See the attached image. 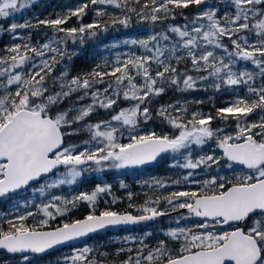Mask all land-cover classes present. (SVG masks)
Listing matches in <instances>:
<instances>
[{
	"label": "snow or ice",
	"instance_id": "1",
	"mask_svg": "<svg viewBox=\"0 0 264 264\" xmlns=\"http://www.w3.org/2000/svg\"><path fill=\"white\" fill-rule=\"evenodd\" d=\"M32 3L0 0V18H9ZM134 3L140 5L139 10L130 7L128 0H87L55 18L8 26L7 31L16 36L18 29L40 26L49 28L52 35H46V42L38 46L31 43L29 35L25 43L7 46L0 55V197L40 180L45 183L34 191L45 196L49 190L75 184L86 171L139 167L164 154H175L169 167L186 171L171 184L196 187L172 191L163 202L172 212L183 209L186 213L175 218L177 226L169 228L165 239L155 246L140 238V246L127 249L134 254L121 264H264V0H222V15L221 7L209 5L208 0ZM97 5L113 6L126 14L102 21L100 18L109 14L104 7H97V19L92 23L65 27L72 17L82 20L87 10ZM189 8L195 9L191 19L183 15ZM132 13L152 24L175 20L178 14L186 22L169 24L146 38L122 41L139 46L141 55L130 53L124 59L118 55L112 64H98L91 72L70 78L67 70L52 75L59 63L71 59L69 41L83 44L85 38L96 36L98 30L107 31L110 25L127 28ZM239 61L250 62L257 71L236 69ZM209 81L208 86L217 91L243 85L245 94L235 95L226 106L217 108L215 115L199 110L189 113L187 101L184 105L179 101L162 104L156 117L173 131L141 129L142 123L153 119V97L169 89L180 93L200 90ZM66 101L71 103L61 109ZM121 101L128 106L118 107ZM100 110L112 114L92 121ZM253 115L258 119L250 120ZM216 120L225 127L214 128ZM230 122H235V128L228 132ZM82 131L88 134L82 144L66 143V137ZM124 131L128 132L127 142H122ZM211 140L219 154L212 150L194 155L196 148ZM222 160L229 169L235 165L246 171L231 179L221 176ZM213 166L215 175L211 174ZM201 171L208 173L207 178H198ZM153 186L166 187L168 182L154 180ZM121 187L126 185L121 182ZM110 191L111 185L105 183L71 199L52 195L47 203L34 205L35 213L16 215L6 221V227L0 224V250L20 254L24 264H31L30 253H45L109 227L168 215L158 207L160 197L145 201L143 215L113 210L96 214L98 197ZM128 198L131 200L132 193ZM81 202L93 206L83 219L45 230L50 220L64 216ZM39 214L44 218L34 225L26 223ZM190 217L200 218L199 222L181 226L180 222ZM172 241L178 247L170 246ZM92 252L87 246L75 249L63 258V264H104L92 258Z\"/></svg>",
	"mask_w": 264,
	"mask_h": 264
},
{
	"label": "trees",
	"instance_id": "2",
	"mask_svg": "<svg viewBox=\"0 0 264 264\" xmlns=\"http://www.w3.org/2000/svg\"><path fill=\"white\" fill-rule=\"evenodd\" d=\"M58 0H39L34 1L31 6L28 8L21 10V14L24 16H33V20L31 23L35 24L38 19H46L47 17L51 16L50 10H52L54 7V4ZM76 1V0H74ZM84 3L87 2V0H83ZM210 2L209 5H218L221 7L220 14H223V3L222 0H208ZM130 7H135L137 10H139L140 5L134 3V0H128ZM140 3H143V0H140ZM79 6V5H77ZM97 7H100V5L97 6H91L87 10V14L82 18V20L77 19V17H72L68 23L65 25V27H78L80 23L88 24L92 23L94 19H97L95 17V9ZM105 10L109 15H106L102 18H100L102 21H109L110 16H120L123 17L126 13L122 11L121 9H117L113 6L105 7ZM181 10H177V13H179ZM195 12L194 8H189L186 10H183V15L188 16L189 19H191L192 14ZM19 14H15V17H17ZM131 24L129 27L125 28L122 25H115V26H109L107 31L98 30L97 35L94 37H87L84 40V43L81 44L79 41L76 43H72L69 41L67 44V51L71 55V59L65 58L61 63H59L56 66L55 71L53 72V76H57L60 74V72L67 70L69 73V78L71 76L80 75L83 73L91 72L93 68H95L98 64L103 65L102 63V57H103V51L108 49L116 40L123 41L126 37H136L138 34L141 33H148L149 31H163L167 25L169 24H179L183 25L186 21L183 19L181 15H177L175 20H166L163 23L157 22L156 24H152L149 21H141L137 18V16L132 13L130 14ZM24 19V18H23ZM10 19H1L0 20V55L3 54V50L11 41L12 33L7 31V25ZM21 21V20H20ZM34 33H37L38 36L42 40L46 39L47 36H51L52 32L49 28L45 26L40 27H33L30 28ZM207 89L206 91L203 89ZM232 91L230 88H221L219 91L215 90L214 88H211L207 85H201L200 90L196 91H189L185 93H180L175 91L174 89H169L166 91L165 94L159 96V97H153V103L151 104V110L153 113V119L147 123H142V125H145L147 127H155V129L161 130L162 133L167 132L171 133L173 129H171L167 124L162 123L161 120L156 117V110L160 107L162 104H169V103H175L177 101L180 102L181 105H184L187 101V107L189 110V113L192 111H202L205 113L211 112L213 115L216 114V109L223 107L224 99L231 97ZM72 99H75V96L72 97ZM196 101H202V103H196ZM71 103V101H66L63 105H61V109L68 107V105ZM128 106V102L121 101L118 107H126ZM112 113L105 112L103 110H100L98 113L94 114L90 119L92 121H96L99 119H107ZM175 114V113H174ZM250 120H256L258 119V116L253 115L249 118ZM214 128L217 127H225V125L219 121L216 120L213 122L212 125ZM235 128V122H230L227 125L226 131L231 132ZM88 139V134L86 132H80L78 135H73L66 137V143H75V144H82L83 141ZM124 140V137H122V141ZM212 150H215L217 154H219V149H215V141L211 140L208 142L207 145L203 146L202 148L198 149L194 152L195 155H199L201 153H209ZM167 158V157H165ZM149 168H153V172L151 175H158L160 176V179L168 180L173 179L175 176H180L181 173H184L186 170H182L179 168L169 167V165H164L163 163L149 166L147 168H142L143 170H147ZM246 170L244 168H241L239 166H233V169H229L227 167L226 161H221L220 164V175L225 176L229 179H231L234 175L236 170ZM216 166H213L212 175L216 174ZM144 176L150 177V175H147L146 173H142V186H141V192L146 191L145 195H142L141 202H140V210L134 209L132 205V198L131 200L128 198L126 194H124L125 197H123V202L121 203V206L125 208H129L134 214L143 213L142 207L145 204L146 200L153 199L154 195L151 193L152 191H158V189H153V187H150L149 183L146 182ZM208 173L201 171L199 173V177L204 178L207 177ZM125 178L127 175L124 176ZM45 180L40 181L39 183L33 184V186H38ZM145 182L147 185H145ZM85 187V185H83ZM73 190L76 189V186L72 188ZM124 191H128L127 189ZM31 192V189L27 188L17 194H10L4 197H0V213L7 215L8 212V205L7 202L9 200H19L23 196H28ZM131 201L130 203L128 201ZM102 205V202L96 203L94 207L100 208ZM77 206L81 207L82 204L79 203ZM37 218V215H34L30 217L27 220L28 225H34L33 223L35 219ZM68 217L62 216L57 217L55 220H51L49 222L48 226H44L45 228L48 227H55L60 224H63L65 222L70 221V219H67ZM152 224L146 223V224H140L139 225V232L144 233L146 231L145 228H149ZM171 226H176V222L174 221L173 224H170ZM106 232L100 233L101 236H95L94 241L97 243L94 245V247H101L103 242L105 241V237H103L102 234ZM146 233V232H145ZM151 233V232H147ZM146 233V234H147ZM92 239V238H90ZM45 258V257H44ZM51 260V259H50ZM49 259L43 262L36 261L34 264L39 263H51ZM10 264H24L21 260H12Z\"/></svg>",
	"mask_w": 264,
	"mask_h": 264
},
{
	"label": "flooded vegetation",
	"instance_id": "3",
	"mask_svg": "<svg viewBox=\"0 0 264 264\" xmlns=\"http://www.w3.org/2000/svg\"><path fill=\"white\" fill-rule=\"evenodd\" d=\"M165 157H167V155L166 156L162 155L160 158H158L157 161H155L153 164L149 166L157 165L160 163H163L164 165H167V166L170 165L173 161L169 159L168 157L167 158ZM147 167H142V166L134 167L133 175H127L126 178L123 176L124 178V179L122 178L123 183L124 185H126V187L124 188L118 187V183L120 182V180H118V182H113L112 183L113 185L112 189L114 191L113 193L116 194L117 197H125L124 194L128 196L129 193H132L133 208L140 210V202H141L142 195L146 194V191L141 192V186L143 185L142 184V173H146L147 175H150V177H148L149 178L148 182H150L149 185L150 187H153V189H158V187L153 186L154 180H161V181L168 182V186L159 187L160 189L158 191H154V192L152 191L151 193H153L154 195L153 199H155L156 197L161 198V203L160 205H158L159 209L166 210L169 212L170 210L168 209V206L166 205V203L163 202V197L168 196L169 193L172 191H176V185H172L171 180L181 177L184 173H181L180 176H175L173 179L164 180V179H160V176L158 177V175L156 174L151 175V173L153 172V168H149L147 170L142 169V168H147ZM239 167L243 168L242 166H239ZM198 178L202 179L201 177H198ZM146 182H145V185H147ZM178 186L181 188L186 187V185H183V184L178 185ZM126 189L128 191H124ZM128 202L130 203L131 201L129 200ZM81 204L82 206L81 207L77 206L74 212L70 214L67 219H70V221L77 220V219L84 218L86 215L89 214L93 206L89 207V205L84 202H81ZM152 206H155V205H152ZM95 209H96V214H99V211H102V210H113V211H117L120 213L130 212L134 214L129 208H125L124 210V207L121 206L120 202L114 205H110V204H105L104 201L102 200V205L100 206V208L95 207ZM182 213H186V211L174 212L171 215L164 216L162 218L156 219L153 222H150V224L152 225L149 228H145L146 233L151 232L150 236L146 235L145 232L140 233L139 232L140 224H138L132 227L105 231L106 233L102 234L103 237H105L104 239L105 241L103 242L101 247H94V245L97 244L94 241V237L101 236L100 233H97L78 243L69 245L62 249L49 252L42 256H38L35 254H29L30 261H31V264H34L36 261L43 262L48 259L49 260L51 259L50 260L52 261L51 263H39V264H63V258L65 256L71 255L75 249H80L82 247L87 246L93 249V252L91 253L92 258H95L97 260H102L104 264H121V261L127 259L129 255L134 254V252L129 253L127 249L131 248L135 250L137 247L140 246V238H143L144 243L148 244L149 246H155L158 240L165 239L164 233L169 228H174L177 226V225L171 226L170 224H173L175 221V218ZM142 214H145V213H139V214H134V215H142ZM57 217H60V216H57ZM198 222H199L198 218L190 217L189 219L185 221H181L180 223H181V226H184V225L190 226L193 223H198ZM125 237H133L135 239L125 241L124 239ZM170 246L178 247V245L174 241L170 243ZM121 248L125 250L122 252L118 251ZM102 254H106V255H102ZM14 259L23 261L22 256L20 254H9V253L0 251V264H10V262Z\"/></svg>",
	"mask_w": 264,
	"mask_h": 264
},
{
	"label": "rangeland",
	"instance_id": "4",
	"mask_svg": "<svg viewBox=\"0 0 264 264\" xmlns=\"http://www.w3.org/2000/svg\"><path fill=\"white\" fill-rule=\"evenodd\" d=\"M34 1H39V0H34ZM208 2H210V1H208ZM82 3H84L83 0H76V1H74V0H58L54 4V6H53L54 8L52 10H50L51 16L47 17L46 19L55 18L56 14L65 13L70 8L75 9L77 7V5H80ZM100 7L105 8V7H109V6H100ZM15 14H19V15H17V17H15ZM15 14L13 16L9 17L10 21L8 22L7 28L11 23H24L26 21L32 22V20H33V16L27 15V16L23 17L21 12L15 13ZM1 19H8V18H0V20ZM17 33H19V36H16L14 33H12L11 41L7 46H11L12 44H15V43L23 44L27 41V38L29 37V35H30L31 43L33 45L38 46V44H42V43L46 42V39L42 40L40 38V36H38L37 33L33 34L32 30L30 28L18 29ZM151 33H152V31H149L148 33H146V32L141 33V34H138L136 37H126L124 40L146 38ZM224 42L230 43L227 39H225ZM130 53H135L137 55H141V54H143V50L137 45L124 44V43H122V41L116 40L108 49L103 51L102 63L103 64H105V63L112 64L116 60L118 55L120 56L121 59H124V58H126V55L130 54ZM236 69L248 70V71H252V72L257 71V69L255 68L254 65H252L250 62H244V61H239L236 65ZM256 82H257V84L260 83L259 77H257ZM210 83H211V81H209L207 84L209 85ZM207 84H203V85H207ZM230 89L232 91V96L224 99L223 107L226 106V103L229 100H231L235 95H237V94L244 95L245 94V87L243 85L237 86L235 88H230ZM141 129L143 131L155 130L157 133H162L161 130L155 129V127H147L145 125H141ZM123 137H124V140L122 142H127V137H128L127 131H124ZM198 149H200V148H196L195 151H197ZM166 155L169 159H171L173 161L175 154L169 153V154H165L163 156H166ZM59 171L63 172L64 169L62 168ZM244 171H246V170L237 169L235 172V175L238 173L244 172ZM133 174H134V167L125 168V169L105 168L104 170H102L100 172L86 171L82 177L78 178V180L75 184H73V185H62L58 189L49 190V192H47L45 194V196H41L38 191H34L35 189H38L42 184H44L45 181L42 182L38 186L32 185L31 187H29V189H31L32 193H30L28 196H23L19 200L13 199V200H9L7 202L9 210L7 212V215L0 213V224H4V226L6 227L7 226L6 221L8 219H12L16 215L24 214L27 211H32L35 213L37 211V209H36V207H34V205H39L41 203H47L48 199H50L52 195L67 197V198L71 199V197L73 195L78 194L80 192H89L90 193L91 191H93L95 189L97 184L103 185V184L107 183V184L111 185L110 193L100 194V196L98 197L97 203L102 202V200L104 201L105 204H110V205H114L118 202L122 203L123 197H117V195L113 193L114 191L112 189V187H113L112 183L118 182V180H120V182L118 183V187L124 188V187H121V182H123V179H124L123 176L133 175ZM144 178L147 182L149 181V178L147 176H144ZM204 178H207V177H204ZM204 178H202V179H204ZM148 183L150 184V182H148ZM83 185H85V187ZM75 186H76V189L73 190L72 188ZM187 187L195 188L196 186L195 185H186L185 188H187ZM180 189H181V187L176 185V190H180ZM113 199L116 200V203H113ZM84 203L88 204L87 202H84ZM90 206H92V205H89V207ZM74 210H75V208L71 209V211H69L65 215L68 217L70 214H72L74 212ZM60 217H62V216H60ZM43 218H44L43 215L39 214V215H37V218L35 219V221L33 223H36L38 220L43 219ZM49 222H51V220ZM26 223H27V221H26Z\"/></svg>",
	"mask_w": 264,
	"mask_h": 264
},
{
	"label": "water",
	"instance_id": "5",
	"mask_svg": "<svg viewBox=\"0 0 264 264\" xmlns=\"http://www.w3.org/2000/svg\"><path fill=\"white\" fill-rule=\"evenodd\" d=\"M153 163H154V162H153ZM153 163L143 165L142 167H147V166H149V165H151V164H153ZM242 167H243V166H242ZM40 181H41V180H40ZM32 185H33V184H31V185H29V186H26L25 188H22V189H20V190H17L16 192L9 193L8 195H10V194H17V193H19V192H21V191L27 189L28 187H30V186H32ZM181 211H186V210H183V209L179 210V212H181ZM172 213H174V212L169 211V212H168V215H171ZM133 215H134V214H133ZM142 215H143V214H142ZM168 215H165V216H168ZM162 217H164V216L157 217V218L152 219V220L142 221V222H139V223H137V224L118 225V226H115V227H109V228H106V229H103V230H99V231H97V232H95V233H90L88 236L81 237V238H79V239H77V240L68 241L66 244L58 245V246H56V247L53 248V249H49V250H47L45 253H40V254H35V255L42 256V255H45V254H47V253H49V252H52V251H55V250H58V249H62V248L67 247V246H69V245H72V244L78 243V242H80V241H82V240H84V239H86V238H88V237H90V236H93V235H95V234H97V233H101V232H105V231H110V230H116V229H122V228H126V227H132V226H135V225H138V224L150 223V222H153V221H155L156 219H159V218H162ZM81 219H83V218H81ZM198 219H200V218H198ZM51 228H55V227L45 228V230H50ZM0 251L7 253L5 250H0ZM9 254H10V253H9ZM30 254H32V253H30Z\"/></svg>",
	"mask_w": 264,
	"mask_h": 264
}]
</instances>
